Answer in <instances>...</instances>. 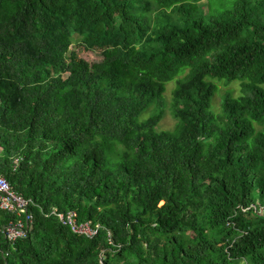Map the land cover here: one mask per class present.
I'll return each mask as SVG.
<instances>
[{
	"label": "trees",
	"instance_id": "16d2710c",
	"mask_svg": "<svg viewBox=\"0 0 264 264\" xmlns=\"http://www.w3.org/2000/svg\"><path fill=\"white\" fill-rule=\"evenodd\" d=\"M196 10L0 0V174L32 203L0 264H264V0L209 22ZM153 13L170 25L153 32ZM173 80L177 122L159 131ZM214 80L243 91L217 114ZM53 212L100 229L85 238ZM14 220L0 210V228Z\"/></svg>",
	"mask_w": 264,
	"mask_h": 264
},
{
	"label": "rangeland",
	"instance_id": "374dc122",
	"mask_svg": "<svg viewBox=\"0 0 264 264\" xmlns=\"http://www.w3.org/2000/svg\"><path fill=\"white\" fill-rule=\"evenodd\" d=\"M188 5H197V17L204 19L206 22H209L212 18H216L220 13L229 10L232 6V0H204L202 2H194V0H186ZM141 8L142 6H138ZM195 11H191L192 14L196 13ZM166 14L177 21L178 15H173L171 11L166 12ZM152 24H153V32L158 28H164L165 26H169L170 23L168 21V17L163 14L159 16V13L151 14ZM159 17V19H158ZM77 37L74 38V44L71 48L72 51L76 52L78 56L87 61L88 64H92L94 62L101 60V55L98 51H87L85 50L80 43ZM185 73H180L179 76H183ZM215 85L217 87V91L215 92L214 99L212 101L211 110L214 113L220 112L221 102L226 94H229L231 98L238 99L243 95L242 87L239 81H232L230 83H225L222 80H214ZM176 87V81L173 80L167 84V89L165 93V100L167 109L165 111V115L163 120L158 125V130H166L172 131L176 125V118L172 113L171 105L173 100V91ZM152 114V110L148 111L140 117V119L145 120L149 118ZM121 151V149H120Z\"/></svg>",
	"mask_w": 264,
	"mask_h": 264
},
{
	"label": "built area",
	"instance_id": "2783aa9c",
	"mask_svg": "<svg viewBox=\"0 0 264 264\" xmlns=\"http://www.w3.org/2000/svg\"><path fill=\"white\" fill-rule=\"evenodd\" d=\"M30 206H32L31 201L15 194L9 181L0 174V210L17 217V220L0 228V242L4 238L7 243L14 246L26 235L32 222V215L28 210ZM260 214H263V211ZM51 216H55L63 225L70 227L73 233L88 239L95 237L100 229L99 225H93L89 221H79L75 212H53ZM99 262L101 263V259Z\"/></svg>",
	"mask_w": 264,
	"mask_h": 264
},
{
	"label": "water",
	"instance_id": "95a60500",
	"mask_svg": "<svg viewBox=\"0 0 264 264\" xmlns=\"http://www.w3.org/2000/svg\"><path fill=\"white\" fill-rule=\"evenodd\" d=\"M28 232V231H27Z\"/></svg>",
	"mask_w": 264,
	"mask_h": 264
}]
</instances>
